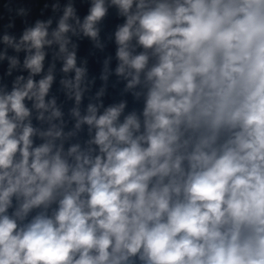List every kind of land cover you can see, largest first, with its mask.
I'll use <instances>...</instances> for the list:
<instances>
[{"label":"clouds","instance_id":"9594fccd","mask_svg":"<svg viewBox=\"0 0 264 264\" xmlns=\"http://www.w3.org/2000/svg\"><path fill=\"white\" fill-rule=\"evenodd\" d=\"M0 264H264V0H0Z\"/></svg>","mask_w":264,"mask_h":264}]
</instances>
